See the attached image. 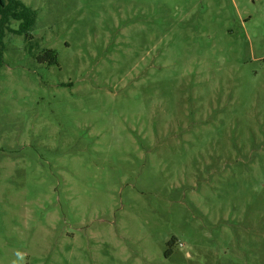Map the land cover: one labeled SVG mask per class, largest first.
<instances>
[{
	"label": "rangeland",
	"instance_id": "obj_1",
	"mask_svg": "<svg viewBox=\"0 0 264 264\" xmlns=\"http://www.w3.org/2000/svg\"><path fill=\"white\" fill-rule=\"evenodd\" d=\"M21 1L0 264H264V0Z\"/></svg>",
	"mask_w": 264,
	"mask_h": 264
},
{
	"label": "trees",
	"instance_id": "obj_2",
	"mask_svg": "<svg viewBox=\"0 0 264 264\" xmlns=\"http://www.w3.org/2000/svg\"><path fill=\"white\" fill-rule=\"evenodd\" d=\"M35 20L36 12L27 7L21 0H0V68L4 64V39L6 31H11V22L20 23L19 29L15 31L17 35H23L33 40L30 33L35 25ZM46 58H50V65L58 62L55 51H48Z\"/></svg>",
	"mask_w": 264,
	"mask_h": 264
},
{
	"label": "clouds",
	"instance_id": "obj_3",
	"mask_svg": "<svg viewBox=\"0 0 264 264\" xmlns=\"http://www.w3.org/2000/svg\"><path fill=\"white\" fill-rule=\"evenodd\" d=\"M180 248L182 251H184V254L187 256L188 250L185 248V245L183 243L180 244ZM14 255L15 259H13L12 264H25V257L21 251L17 250Z\"/></svg>",
	"mask_w": 264,
	"mask_h": 264
}]
</instances>
